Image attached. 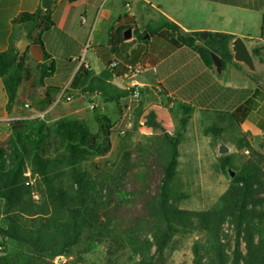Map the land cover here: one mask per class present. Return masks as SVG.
<instances>
[{
	"label": "trees",
	"instance_id": "16d2710c",
	"mask_svg": "<svg viewBox=\"0 0 264 264\" xmlns=\"http://www.w3.org/2000/svg\"><path fill=\"white\" fill-rule=\"evenodd\" d=\"M53 24L51 11L44 13L41 4L34 11L19 13L12 19L8 46L0 51V77L7 93L9 115L7 124L0 127V264H70L68 260L60 263L55 260L70 256L76 248L93 251L104 241L116 244L119 257L126 263L133 262L142 250L145 254L141 264H162L166 259L167 245L178 232H198L201 235L193 244L190 264H264V235L260 228L252 231L255 219H259V223L264 218L263 145L258 149L248 146L243 154L219 155L218 166L225 172H229V167L235 172L228 187L208 209L180 208L178 202L188 195L174 186L180 143L195 109L184 102L169 107L177 120L176 131L166 130L153 110L145 115L146 125L161 129L154 136L157 140L152 141L151 148L141 144L137 147L126 145L118 163H91L107 174L99 189L113 181L121 182L129 165L135 167L141 160L158 170L155 193L144 201L155 219L153 240L146 238L143 243L139 234L128 232L126 226L113 222L114 217L117 219L115 215L109 214L107 219H102L94 211L92 205L96 202L91 191L95 184L86 165L92 158L109 153L112 135L116 131L121 133L123 126H118V119L106 111L107 101L111 100L108 96L110 90H105L100 104L93 108L95 128L78 115L54 119L45 116L58 102L62 91L60 85L45 81L53 74L55 65L43 45L42 36ZM158 29H166L175 42L194 49L209 66L213 65L211 52H214L221 57L222 68L228 64L243 68L233 60L230 49L233 34L209 32L203 39L202 32L183 31L178 24L164 18L153 26L152 31ZM122 30V27L114 30L112 40L120 42ZM22 32L30 43L41 44L44 61L33 58L29 47L20 52ZM139 36L143 37L142 34ZM262 50L264 45L253 47L251 52L259 57ZM246 73L258 82L257 72L246 70ZM132 91L128 89L120 95ZM121 96L116 99L119 111L115 112L119 120L126 107L120 101ZM170 101L169 97L167 104ZM253 110L264 115V86L256 88L249 98L230 112V116L240 123ZM134 112L139 117L142 109L138 107ZM127 131L125 138L129 137ZM204 131L220 136L222 128L214 122ZM241 137L240 141L247 140V134ZM226 222L235 231L231 253L226 251L228 244L222 237ZM153 246L155 250L150 253ZM114 253L109 251L105 264H116Z\"/></svg>",
	"mask_w": 264,
	"mask_h": 264
},
{
	"label": "crops",
	"instance_id": "0c3cea01",
	"mask_svg": "<svg viewBox=\"0 0 264 264\" xmlns=\"http://www.w3.org/2000/svg\"><path fill=\"white\" fill-rule=\"evenodd\" d=\"M40 4L41 0H0V51L8 46L12 19L23 11L36 10ZM50 11L54 24L44 31L42 40L55 70L45 81L65 88L71 100H82L72 110L62 105L65 100L58 101L54 106L56 114L80 116L86 107L84 98L89 89L106 83L111 91L106 111L118 119V126H124L128 116L140 107L138 128L141 134L160 133L158 128L144 121L150 110L166 130L173 132L177 120L169 107L184 102L195 107L187 127L194 118L202 124L207 119L217 118L212 123H217L222 131L220 136L211 133V139L220 144L236 137L231 136L226 127L227 123H237L230 112L256 88L264 86V50L259 57L253 56L256 71H249L240 63L243 68L228 64L222 72H217L214 65H207L194 49L175 42L166 29L152 31L164 18L187 32L240 35L252 51L253 47L264 45V0H56ZM129 26L132 34L125 38L124 31ZM121 27L123 39L120 42L112 40V32ZM22 39H26L24 32ZM28 42L32 57L44 61L41 44ZM131 67L143 69L134 75ZM246 70L257 72L258 82L252 80ZM134 83L140 92L138 100L131 92L120 95L122 91L134 90ZM120 96L126 107L119 120L115 111H119L116 99ZM169 97L172 101L167 104ZM6 104L7 93L0 77V127L9 119ZM212 123L201 125V129ZM262 123L264 115L253 110L237 123L242 130L240 135L247 134L251 143L252 140L264 141ZM261 145L264 143L260 142Z\"/></svg>",
	"mask_w": 264,
	"mask_h": 264
},
{
	"label": "rangeland",
	"instance_id": "374dc122",
	"mask_svg": "<svg viewBox=\"0 0 264 264\" xmlns=\"http://www.w3.org/2000/svg\"><path fill=\"white\" fill-rule=\"evenodd\" d=\"M105 90H110V85L98 83L97 86L94 85L89 89V92L84 98L87 104L84 105L86 107L82 110L81 115L93 128L96 127V122L93 117L94 107H91V104L100 103L103 95H105ZM79 101L82 102L79 98L71 101L65 100V104L62 105L67 107L68 110H72ZM54 106L45 113V116L49 119L57 118L59 115L64 116L56 114L57 109ZM131 115L134 117L135 122L137 121L138 123L133 128L128 129L129 137H124L126 132H114L112 136V148L109 153L104 157L92 158L86 166L92 178L93 185L95 184V187L91 191L93 199L96 202V204L92 205L94 211L102 219H107L109 214L115 215L117 219L114 217L112 219L113 222L116 221L120 225L126 226L128 232L131 231L139 234V239L145 243L146 238L153 240V224H155V219L150 214L144 201L152 197L155 193L159 179L158 170L147 166L141 160L135 167L129 165L121 178V182L113 181L112 184L107 183L103 189H99L101 188L102 180L106 179L107 174L104 169L98 170L91 164L94 161L101 164H105L107 161L118 163L121 160L122 148L126 145L137 147L141 144L145 148L152 147L151 143L153 140H157L154 136L158 133L141 134L138 128L141 115L136 117L135 112H132ZM194 119L189 122L187 131L184 133L183 140L180 144L181 153L178 174L174 186L188 194L186 198L178 202L180 208L184 210H205L215 204L219 195L230 184L231 176L229 172L223 171L217 164L218 156L221 155L218 150V140H212L211 137L213 135L210 132L204 131L205 127L201 129V125L211 124L217 118L207 119L206 123L203 122V124ZM226 127L229 129L231 136L237 137L226 140V145L230 147L227 153L238 152L239 154H243L245 148L248 146L258 149L260 148L259 143H264L263 140H252L251 143L248 138L245 142L240 141L242 138L240 135L242 130L237 123H227ZM174 129L176 131L177 126ZM157 132H161V129L158 128ZM262 149H264V146ZM102 167L104 166L102 165ZM231 169L233 170V168ZM258 221L259 219H255L253 223L254 229L252 231L260 228L264 235V218L261 219V222L258 223ZM200 236L198 232L176 233L167 245L165 250L166 259L162 264H190L193 258V244ZM222 237L223 242L228 244L226 251L231 253L235 244V231L229 222L224 224ZM242 246L243 250L246 251L245 242L242 243ZM143 248L145 250L144 244ZM154 250L155 247L153 246L150 253H153ZM109 251L115 252L113 258L116 264H141L142 256L145 254L141 250L133 262L126 263L124 259L119 257L120 251L117 249V245L112 244V241H104L93 251H82L80 248H76L70 256L61 257L55 261L60 263L68 260L70 264H105L108 256H110ZM116 258H118L117 261ZM242 264L246 263L243 262Z\"/></svg>",
	"mask_w": 264,
	"mask_h": 264
},
{
	"label": "water",
	"instance_id": "95a60500",
	"mask_svg": "<svg viewBox=\"0 0 264 264\" xmlns=\"http://www.w3.org/2000/svg\"><path fill=\"white\" fill-rule=\"evenodd\" d=\"M56 3V0H41V7L44 11V13H48L51 8L54 6V4ZM132 34V27L129 26L128 28H126V30L124 31V37L125 38H129ZM208 36V32L204 31L201 33V37L202 38H207ZM29 42L27 39H22L19 42V50L20 52H24V50L28 47ZM230 49L231 52L233 54V59L236 62L241 63L243 66H245L249 71H256V65H255V61H254V57L252 55V52L245 40V38H243L240 35H237L235 37H233L230 40ZM211 56L213 59V65L216 69L217 72H222V60L221 57L214 53L211 52ZM230 147L227 146L224 142H221L219 144V153L220 154H224L227 153L229 151ZM229 172H230V176H234L235 172L234 170H232L230 167L228 168Z\"/></svg>",
	"mask_w": 264,
	"mask_h": 264
},
{
	"label": "built area",
	"instance_id": "2783aa9c",
	"mask_svg": "<svg viewBox=\"0 0 264 264\" xmlns=\"http://www.w3.org/2000/svg\"><path fill=\"white\" fill-rule=\"evenodd\" d=\"M143 67H131L130 68V71H131V74H138L142 71ZM134 85L136 86L137 84L134 83ZM131 95L132 97L135 99V100H138L139 97H140V92H139V88L136 86L135 89L131 92ZM71 95H68L66 93V89H62L61 93L59 94V97H58V101H61V100H71ZM95 106V103L91 104V107H94ZM134 126V117L132 115H129L127 120L125 121V125L121 128L120 132L121 133H125L126 130L132 128Z\"/></svg>",
	"mask_w": 264,
	"mask_h": 264
}]
</instances>
